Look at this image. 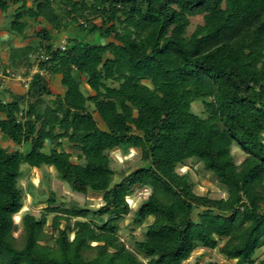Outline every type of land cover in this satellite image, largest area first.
I'll use <instances>...</instances> for the list:
<instances>
[{"label":"trees","instance_id":"16d2710c","mask_svg":"<svg viewBox=\"0 0 264 264\" xmlns=\"http://www.w3.org/2000/svg\"><path fill=\"white\" fill-rule=\"evenodd\" d=\"M10 5L9 31L21 39L29 20L48 24L35 45L11 47L7 65L58 75L63 92L40 72L25 90L0 92V132L29 144L0 145V264H182L199 247L264 264V0H0L1 11ZM195 16L202 21L190 31ZM71 26L64 48L54 45L52 30ZM96 33L107 41L86 40ZM196 100L204 116L192 110ZM131 148L142 164L113 181L111 151ZM188 159L226 196L197 193L177 171ZM22 164L52 166L73 192L101 194V205L63 207L50 192L38 216H20L15 236ZM136 186L148 193L132 209ZM130 213L147 223L134 249L119 236Z\"/></svg>","mask_w":264,"mask_h":264},{"label":"rangeland","instance_id":"374dc122","mask_svg":"<svg viewBox=\"0 0 264 264\" xmlns=\"http://www.w3.org/2000/svg\"><path fill=\"white\" fill-rule=\"evenodd\" d=\"M26 2L32 3V0H25ZM57 3V2H54ZM59 5V4H58ZM202 18L201 16H195L191 17V26L189 30L191 31L195 24L198 22H201ZM95 23H100L99 18L94 19ZM47 22L43 18H39L37 22H31L29 20V26L26 30L27 34L29 35L26 39H21L19 42V45H26L28 43L36 44L37 38H34L33 34L38 31L41 27L47 26ZM72 27V26H71ZM10 29V28H9ZM74 30V27L70 28H62L60 31L52 30L54 35L53 43L56 45H60L65 41V38L70 34L69 32ZM10 34L15 35L14 32L9 31ZM9 34V33H8ZM12 38V37H11ZM10 38V39H11ZM89 42L93 43H104L107 41V39H102L97 33L93 36H88L86 38ZM12 41H10L11 43ZM17 45V43H14ZM63 45V44H62ZM12 47L11 45L8 47ZM6 54V63L8 64V53ZM1 56V52H0ZM35 56L33 55L32 58ZM3 58V57H1ZM9 69L11 71H14L16 73H20L24 75V72L26 71L25 67H20L17 69L11 68L8 65L1 64L0 65V71H2V68ZM35 68L32 66L30 69L32 70ZM44 73L45 77H47L49 81V87L50 90L55 93H62L63 87L61 86L59 82V76L56 75L55 77L50 76L49 74ZM82 80V89L86 93L93 92L89 89L88 85L85 82V77H81ZM7 81H13L14 83H7ZM3 84V88H0V92L4 90L3 94L5 96L8 95V90H5L6 85L12 86L14 88H18L19 82L17 79H7L4 82H0ZM23 89V88H22ZM25 90V88H24ZM192 110L197 113L198 115L204 116L203 112V105L200 100H196L192 103ZM0 145L9 147L10 150L19 149L21 151H27L29 149V144H22L17 145L10 139H8L5 135H3L0 132ZM49 147V144H46L45 150L47 151ZM64 150L66 153L70 155V159L73 162H77L76 153L75 150L65 144ZM232 152L235 155L236 162L239 163L243 158L244 154L240 151V149L237 147V145H234L232 147ZM111 167L115 171V176L113 181H118L123 173H126L142 164L140 161V155L137 149L131 148L128 150H121V149H114L111 151ZM22 174L19 179V185L23 190L24 193V201H23V208L22 210L15 216V223L17 225V228L14 232V235L17 237H21V229H20V216L28 211L33 215L38 216L40 214V211L43 207H45V199L47 197V194L52 192L54 193L55 197L59 199H63L64 206L68 207L70 204H76L78 206H89L92 208H96L102 203L101 194L99 193H93L88 192L86 194H80L77 192H73L67 183L60 180L57 176V173L55 169L52 166L43 165L40 169L33 168L28 166L27 164H22L21 166ZM177 171L180 174L183 175H189L190 179L194 183V189L199 194H207L211 197H225L226 193L224 189L219 185L215 177L201 164V162L188 159L185 160L182 164H179L177 166ZM148 193V190L143 187H135L134 193L128 198V202L130 204V207L134 209L136 205L139 203V201ZM52 215H48L47 223L45 226V229L48 232H52L53 230L50 227ZM63 222V221H62ZM147 223H143L141 225H135L131 222V213L124 217V219L120 222V231L119 236L121 240L131 249H134L133 247V241L134 239H141L144 236V231ZM257 255L261 258H264V246L257 252ZM196 261H198L200 264H206L209 261H215L217 264H235V260H228L225 258L224 255L218 252L217 249H207L204 247L197 248L191 256L185 260L182 264H194Z\"/></svg>","mask_w":264,"mask_h":264},{"label":"crops","instance_id":"0c3cea01","mask_svg":"<svg viewBox=\"0 0 264 264\" xmlns=\"http://www.w3.org/2000/svg\"><path fill=\"white\" fill-rule=\"evenodd\" d=\"M30 4H31L30 2H27V5H30ZM16 7H17V5H10L9 8L5 11L0 10V52H1L0 58L3 57L0 59V65L1 64L7 65L5 58H6L7 51L9 50L8 47L11 45V43H12V47H22V45H19L21 37L16 36V35H12L9 32L10 23L12 20V14H13V11L15 10ZM10 41H12V42L10 43ZM14 43H17V45ZM23 46H25V45H23ZM4 69L5 68H2L1 70H4ZM0 81H1V78H0ZM8 82L14 83L13 81H7V83ZM14 87H12V86L10 87V86L6 85L5 90L6 89L7 90L9 89L10 91L23 90V89H21L22 84L20 82H19L18 88L17 87L14 88ZM2 92H4V90H2Z\"/></svg>","mask_w":264,"mask_h":264},{"label":"built area","instance_id":"2783aa9c","mask_svg":"<svg viewBox=\"0 0 264 264\" xmlns=\"http://www.w3.org/2000/svg\"><path fill=\"white\" fill-rule=\"evenodd\" d=\"M62 44H60V45L54 44V45H56V46H58L60 48H64V46ZM44 58L46 59L47 57L45 56ZM34 67L35 68H33L32 70L31 69L29 70L27 75H22L20 73H16V72L11 71L9 69H6V70L4 69V70L0 71L1 81L4 82L7 79H13L14 78V79H17L22 84V86L24 88H27V86L29 84V81L31 80L32 74L35 73V72H40V73L43 72L42 70H39L36 65H34ZM3 87H4L3 84L0 83V88H3Z\"/></svg>","mask_w":264,"mask_h":264}]
</instances>
